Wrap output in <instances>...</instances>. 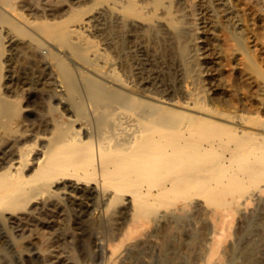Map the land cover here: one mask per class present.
Returning a JSON list of instances; mask_svg holds the SVG:
<instances>
[{"label":"bare ground","instance_id":"bare-ground-1","mask_svg":"<svg viewBox=\"0 0 264 264\" xmlns=\"http://www.w3.org/2000/svg\"><path fill=\"white\" fill-rule=\"evenodd\" d=\"M10 1L0 0V5L8 8V13L0 8V221L40 220L44 208L64 209L70 199L93 194L105 204L101 218L120 224L118 235L112 237L119 239L108 242L110 264H116L128 247L161 226L203 213L212 225L204 264H224L227 252L238 244L241 223L251 216L253 205L264 200V64L255 59L247 64V50L244 59L235 48L232 29L220 25L214 36L218 60L212 105L208 95L199 90L198 78L186 85L183 99L146 93L137 90V84H128L121 73L125 67L133 72L136 59L128 55L119 65L116 47L110 49L103 43L101 48L99 40L85 34L94 18L92 13L94 9L103 10L105 15L115 13L131 30L139 25L145 31L161 23L168 25L171 30L167 26L168 31L164 30L172 33L189 77L195 70L189 71L186 64L190 44L184 38L181 18L185 13L181 12L192 0H70V5L61 7L55 6L58 0H40L44 14L38 12L47 19L31 22L39 33L52 39V43L45 39L52 46L23 25L9 9ZM32 1L24 0L23 5L37 15ZM234 1L232 9H227L226 21L252 29L253 44L263 62L264 0ZM65 8L69 16L56 19ZM2 28L29 37L57 76L56 94L46 96L49 116L44 115L37 127L31 118L34 97L18 91L13 94L4 87L9 44ZM72 58L89 64L98 59L104 62L98 76L85 75L84 90L69 61Z\"/></svg>","mask_w":264,"mask_h":264},{"label":"rangeland","instance_id":"rangeland-1","mask_svg":"<svg viewBox=\"0 0 264 264\" xmlns=\"http://www.w3.org/2000/svg\"><path fill=\"white\" fill-rule=\"evenodd\" d=\"M23 1L24 0H11L9 9L23 21L24 26L29 27L27 29L34 31L32 33L35 36L37 34L40 35L41 32L39 33L35 23L33 24L31 20L39 22L40 20L47 19V17L42 16L44 14L41 10L43 4L40 0H36V3H34L35 0H33L34 2L32 1L33 5L36 4V12H43L40 16L41 12H38L36 15L35 10L32 12L31 9L27 7L25 8ZM69 1L70 0H61L60 2L58 0L61 4L56 2L55 4L57 5L55 6L61 7L62 5H70ZM215 1L217 3H215ZM234 3H236L234 0H225L224 2L223 0H192L190 4H185L187 7L186 9L184 8V5L181 13H185L187 16L184 14L185 17L182 16L181 19L184 22L182 25L185 27V32L187 33L189 30L191 31L192 26V31L195 29V31L187 33L188 35L183 33L186 43L188 45L190 44L187 55V58H190L186 60V64L188 69H190L189 71H192L191 68L193 67V70H195L190 72L191 74L189 77L184 73V67L182 66L183 63L172 33L169 32V35L168 32L166 33L164 30L165 26L169 28L166 24L164 26V24L161 23L159 24V27L158 25L152 28L150 27L151 29L147 28L146 31L144 28H141L144 29L141 31V26L139 25L131 30L121 24L119 16L115 13L109 11V14L107 13V15H105L103 10L99 12V9H94L92 14H94L95 19L93 18L91 26L85 31V34L90 35L97 40V42L99 40L98 43L101 48H104V46L102 47L101 45L105 44H107L106 47L110 49L116 47L114 50H118L117 64L122 61V58H126V56L127 58L130 56L133 60H137H134L135 66H133V72L130 68L126 67L124 69L126 72L129 71L127 72L129 74L123 72L124 69L121 72L123 78L127 80L128 84L131 85L132 83L133 87L137 84V90L140 89L146 93H159L168 98L177 99L178 97L183 99L186 85L194 82V80L198 78L201 80V85H197L200 88L199 90L208 95V98H210L209 102L212 105L213 97L217 92L216 76L214 75H216L215 66H217L216 60L218 59L215 55L217 52V46L216 38L214 36L216 35V30L218 28L221 26H228L230 30L232 29L231 32L233 33L234 38L236 37L234 40L235 48L240 49H238L237 52L242 53L241 55L244 59L248 56V59H245L247 64L255 63L254 59L257 63L264 64V61L261 62V59H259L257 49L253 44L254 32L252 29H250V27L241 29L240 27L235 26L230 19L226 21V18L229 15H227V12L232 9L231 5ZM87 4L89 3L83 4L82 6H86ZM188 6L191 7V10ZM228 7H230V9ZM0 8L4 11L8 9H6V6L3 8L1 5ZM212 8L215 12L212 11ZM62 10L63 12L60 11L58 14L59 18L56 19H64L69 16L70 12L67 8ZM19 11L22 15L21 13L19 14ZM6 12L8 13V10ZM213 12L215 13L216 18L218 17L217 19L220 21H216ZM217 12H221V14L218 13V15ZM184 19L188 20L184 21ZM224 19L225 22L223 21ZM213 22H217V24H214ZM31 23L34 26H32ZM116 23H119V26L118 24L116 25ZM186 24H191L188 25L187 30ZM167 27H165V29ZM162 28L163 31L161 32ZM133 30H135V32H133ZM170 30L171 29L169 28V31ZM244 30H246L247 33ZM2 31L9 44L4 60V71L7 74L4 87L8 90L10 89V92L13 94L18 91L19 93H29L34 97V102L31 104V108L33 109V115L31 118L33 119V125L37 127L42 123L41 121L44 119V115L46 117L49 116L47 113V104L45 103L47 102L46 96L48 97L52 94H56V90L59 88H57V85L59 84L56 80L57 76L51 64L49 62L47 63L46 59L41 58V55L38 54L40 50H37L35 45L31 42V39L28 40L29 37L26 38L27 36L22 37V35L14 34V32L7 28H2ZM166 31H168V29H166ZM129 32H131V34ZM113 34L115 36H113ZM39 35H37V37H39ZM42 36L44 40L48 39L51 43L53 42L52 39L43 34H41V37L39 38H42ZM143 39L147 41H142ZM240 41L243 44H241ZM50 42L46 41V43L52 46ZM115 43L116 45L113 46ZM175 45L176 47L174 49ZM45 47L47 48V46ZM61 50L66 56L69 55L64 48H61ZM245 50H247V52ZM248 54H250V57ZM250 58H252V60H249ZM69 61L72 62L71 64L76 72L78 83L80 87L82 86L81 89L83 90L85 87V75L98 76V70L103 69L104 66V62L100 59L92 61L90 64L82 60H74L73 58L72 60L69 59ZM117 64V67L121 65ZM197 70L199 73H196ZM131 73H134V76ZM130 79H132V81ZM110 82L114 83L115 81L110 79ZM261 116H264V112H262ZM70 200L66 202L65 208L68 206L66 209L58 206L42 209L40 220L29 218L18 223L6 224L0 221V264H110V246H108V242L111 243V241L119 239H113L112 237L119 233L118 229H120V224L110 223L101 218L100 214L104 210L105 204L93 194L87 193ZM255 205L256 206L253 205L254 209L250 216L251 218L248 217L244 220L246 222H242L243 224L241 223L243 229L240 228L241 226L239 227L238 244L236 248L231 250V252H227L224 258V264H264V200ZM195 214L196 213H194V216ZM198 214V216L196 215L195 217L191 214L186 215L180 218L181 221L179 219V221H173V223L171 222L168 224L169 226H161L157 230L158 232L156 231L154 234L148 235L135 243L136 245L133 244L128 247L120 257L121 260L119 259L120 261L116 264H201L202 262L204 264L207 242L210 237L209 235H211L212 225H210L211 221L209 222L210 219L205 214ZM106 228H108L107 232ZM113 229H116L115 232L112 231ZM13 238L15 240H13ZM109 239H111V241ZM28 245L30 247H28ZM227 258L229 259L227 260Z\"/></svg>","mask_w":264,"mask_h":264}]
</instances>
